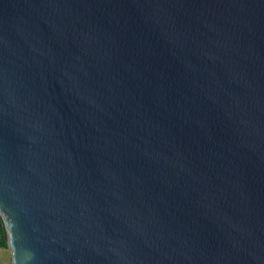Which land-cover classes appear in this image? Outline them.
I'll return each instance as SVG.
<instances>
[{"label":"water","instance_id":"obj_1","mask_svg":"<svg viewBox=\"0 0 264 264\" xmlns=\"http://www.w3.org/2000/svg\"><path fill=\"white\" fill-rule=\"evenodd\" d=\"M11 264H264V0H0Z\"/></svg>","mask_w":264,"mask_h":264},{"label":"rangeland","instance_id":"obj_2","mask_svg":"<svg viewBox=\"0 0 264 264\" xmlns=\"http://www.w3.org/2000/svg\"><path fill=\"white\" fill-rule=\"evenodd\" d=\"M0 264H11V253L8 247L0 250Z\"/></svg>","mask_w":264,"mask_h":264},{"label":"trees","instance_id":"obj_3","mask_svg":"<svg viewBox=\"0 0 264 264\" xmlns=\"http://www.w3.org/2000/svg\"><path fill=\"white\" fill-rule=\"evenodd\" d=\"M7 246V239L6 236L3 234V228L0 221V248H6Z\"/></svg>","mask_w":264,"mask_h":264},{"label":"crops","instance_id":"obj_4","mask_svg":"<svg viewBox=\"0 0 264 264\" xmlns=\"http://www.w3.org/2000/svg\"><path fill=\"white\" fill-rule=\"evenodd\" d=\"M3 249V248H0V250Z\"/></svg>","mask_w":264,"mask_h":264}]
</instances>
